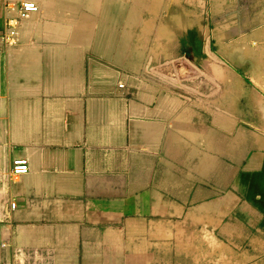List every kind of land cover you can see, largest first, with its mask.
Instances as JSON below:
<instances>
[{
	"label": "crops",
	"instance_id": "1",
	"mask_svg": "<svg viewBox=\"0 0 264 264\" xmlns=\"http://www.w3.org/2000/svg\"><path fill=\"white\" fill-rule=\"evenodd\" d=\"M7 1L0 264H178V247L189 248L180 264H200V227L220 228L219 246L249 240L245 262L264 264V140L249 159L244 133L238 155L229 134L216 150L214 119L178 98V25L160 22L152 48L143 16H121L117 0H34L39 11L10 41ZM220 2L229 1L212 7ZM219 55L204 60L207 72H227L216 61L231 59ZM21 157L30 170L15 177ZM232 174L243 196L254 179L255 204L227 190ZM232 206L243 218L237 231Z\"/></svg>",
	"mask_w": 264,
	"mask_h": 264
},
{
	"label": "rangeland",
	"instance_id": "2",
	"mask_svg": "<svg viewBox=\"0 0 264 264\" xmlns=\"http://www.w3.org/2000/svg\"><path fill=\"white\" fill-rule=\"evenodd\" d=\"M117 1L121 16L135 21L143 16L150 26L152 48L158 46L160 22L166 20L170 28L178 25V98L195 108L204 121L209 119L210 123V119H214L216 150L226 147L229 134L232 151L235 145L233 153L238 155V138L244 133L249 159L259 138L264 140V0H227V5L220 2L216 8L212 7V0ZM171 36L174 40L173 32ZM220 51L231 59L229 62L223 58L227 65L216 61L223 64L227 72H207L204 60L209 54L219 55ZM237 62L242 68L232 64ZM237 178L232 174L227 190L236 199L243 197L246 202L255 204L254 179L248 180V192L243 196V190L235 181ZM227 219L231 220V230L237 231V222L243 219L237 206H232ZM222 236L220 228L216 232L199 228L200 264H227L223 263V256L229 258L228 264H254L245 262L254 255V249L248 247L249 240L241 245L239 240L231 239L225 241V246H219L218 237ZM185 250L189 252V248L178 247V264Z\"/></svg>",
	"mask_w": 264,
	"mask_h": 264
},
{
	"label": "built area",
	"instance_id": "3",
	"mask_svg": "<svg viewBox=\"0 0 264 264\" xmlns=\"http://www.w3.org/2000/svg\"><path fill=\"white\" fill-rule=\"evenodd\" d=\"M6 9L16 15L8 18L7 20V29L9 34L5 35V38L11 41L17 34L19 21L30 17L33 13L38 12L39 5L34 0H8L6 2ZM121 86L123 87V85ZM29 170L30 163L27 158L21 157L14 160L12 173L15 177L25 175L29 172ZM12 207L15 208L16 203H13Z\"/></svg>",
	"mask_w": 264,
	"mask_h": 264
}]
</instances>
